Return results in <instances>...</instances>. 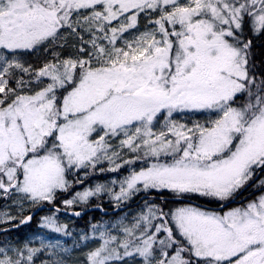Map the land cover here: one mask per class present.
Listing matches in <instances>:
<instances>
[{
  "label": "snow or ice",
  "instance_id": "obj_1",
  "mask_svg": "<svg viewBox=\"0 0 264 264\" xmlns=\"http://www.w3.org/2000/svg\"><path fill=\"white\" fill-rule=\"evenodd\" d=\"M0 264H264V0H0Z\"/></svg>",
  "mask_w": 264,
  "mask_h": 264
},
{
  "label": "trees",
  "instance_id": "obj_2",
  "mask_svg": "<svg viewBox=\"0 0 264 264\" xmlns=\"http://www.w3.org/2000/svg\"><path fill=\"white\" fill-rule=\"evenodd\" d=\"M100 215H101V214H100L98 211H91V212L86 213L85 219H87L88 217H91V216H96L97 218H99ZM82 224H83V222L81 221V223L78 224L77 226L80 227V226H82ZM33 227H34V226H33ZM19 231L23 233V232H27L28 229H27V228H24V227H21V228L19 229Z\"/></svg>",
  "mask_w": 264,
  "mask_h": 264
}]
</instances>
